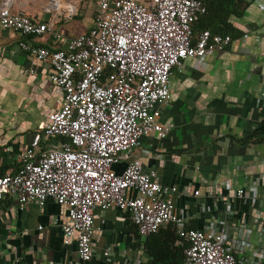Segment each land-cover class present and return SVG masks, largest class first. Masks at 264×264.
Segmentation results:
<instances>
[{
  "label": "built area",
  "instance_id": "obj_1",
  "mask_svg": "<svg viewBox=\"0 0 264 264\" xmlns=\"http://www.w3.org/2000/svg\"><path fill=\"white\" fill-rule=\"evenodd\" d=\"M12 3H0V32L26 37L18 48L29 58V74L46 64L60 98L17 155L15 170L0 175V202L12 197L19 205L43 207L51 200L63 206L66 220L54 224L65 244H76L71 264L93 259L95 209L111 207L124 213L141 240L172 223L177 242L186 243L180 264H264V172L245 186L225 179L220 192L207 188L205 202L178 206L177 196L198 198L200 191L164 184L156 171L145 172L138 158L129 159L141 137L163 140L173 128L160 120L161 108L184 60L201 66L207 54L232 41L209 30L193 32L192 24L206 13L202 1L93 0L91 26L73 36L54 27L75 14L72 5L62 9L58 0H49L50 18L39 21L12 10ZM44 34L53 46L30 41ZM121 162L124 168L117 172L114 165ZM193 207L210 214L200 227L188 225Z\"/></svg>",
  "mask_w": 264,
  "mask_h": 264
},
{
  "label": "crops",
  "instance_id": "obj_2",
  "mask_svg": "<svg viewBox=\"0 0 264 264\" xmlns=\"http://www.w3.org/2000/svg\"><path fill=\"white\" fill-rule=\"evenodd\" d=\"M58 1L60 8L72 5L76 12L56 21L55 29L66 36L86 32L92 24L89 6L93 0ZM48 2L13 0L11 8L46 21L51 15ZM74 18L79 22H72ZM233 23L245 32L242 38L232 40L222 51L207 54L201 66L193 58L185 59L182 69L171 77V97L160 116L162 122L173 124L167 138L143 136L129 157L138 158L145 172L156 171L164 184L200 191L198 198L177 196L178 206L205 202L207 188L213 185L212 189L220 192L218 186L225 179L245 186L264 172V0L251 1ZM24 38L8 30L0 32L3 174L15 170L17 155L30 144L37 124L59 106L60 93L48 80V66L37 64L36 73L29 74V58L18 48ZM30 41L53 46L48 34ZM255 134L256 139H262L254 140ZM125 162L115 164L114 169L121 172ZM191 211L196 214L189 226L200 227L210 218L195 207ZM94 213V256L88 264H134L136 258L146 259L142 250L131 247L134 234L121 210L111 207L102 212L96 208ZM65 220V208L51 200L39 207L36 203L19 205L14 198L5 197L0 202V264L73 263L76 244H65L54 224ZM106 248L110 250L107 257L102 254Z\"/></svg>",
  "mask_w": 264,
  "mask_h": 264
},
{
  "label": "trees",
  "instance_id": "obj_3",
  "mask_svg": "<svg viewBox=\"0 0 264 264\" xmlns=\"http://www.w3.org/2000/svg\"><path fill=\"white\" fill-rule=\"evenodd\" d=\"M206 13L192 24L194 33L209 30L212 34L229 35L232 40L240 39L245 32L234 25L233 19L243 16L251 0H201ZM261 138L255 139L256 141ZM4 170L0 169V175ZM129 228L134 234L131 244L133 249H140L146 254L141 264H180L184 258L186 243L180 244L172 223L160 227L143 240L140 239L135 227L129 221ZM189 227H195L190 225Z\"/></svg>",
  "mask_w": 264,
  "mask_h": 264
},
{
  "label": "rangeland",
  "instance_id": "obj_4",
  "mask_svg": "<svg viewBox=\"0 0 264 264\" xmlns=\"http://www.w3.org/2000/svg\"><path fill=\"white\" fill-rule=\"evenodd\" d=\"M94 7H95V6H94V3L91 2V3H90V6H89V10H90V12H93V13H94ZM90 14H91V13H90ZM79 17H80V16H79ZM79 17L77 16V18H79ZM77 18H76V19H75V18H74V19H71V21H72V22H79L80 19H77ZM77 29L79 30V28H77ZM54 104H55V100H53V105H54ZM35 126H36V124L34 125V127H35Z\"/></svg>",
  "mask_w": 264,
  "mask_h": 264
}]
</instances>
